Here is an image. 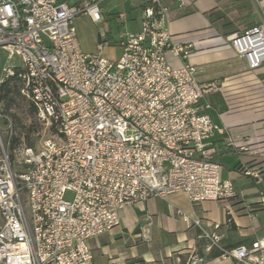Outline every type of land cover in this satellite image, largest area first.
<instances>
[{
	"label": "built area",
	"instance_id": "obj_1",
	"mask_svg": "<svg viewBox=\"0 0 264 264\" xmlns=\"http://www.w3.org/2000/svg\"><path fill=\"white\" fill-rule=\"evenodd\" d=\"M104 1L0 0V48L20 59V92L44 129L38 145L9 152L13 120L0 103V264H93L89 242L118 227L124 207L175 194L192 204L236 196L204 143L224 133L205 99L218 87L197 81L191 47L166 29L167 4L183 0H144L139 29L120 37L115 61L82 52L73 26L82 14L100 22ZM230 37L249 71L264 66V23ZM16 72L4 68L0 83ZM243 174L261 181L259 171ZM178 214L199 230L206 252L264 264V238L227 249L218 227ZM204 262L193 253L186 264Z\"/></svg>",
	"mask_w": 264,
	"mask_h": 264
},
{
	"label": "crops",
	"instance_id": "obj_2",
	"mask_svg": "<svg viewBox=\"0 0 264 264\" xmlns=\"http://www.w3.org/2000/svg\"><path fill=\"white\" fill-rule=\"evenodd\" d=\"M65 1L76 6L82 0ZM247 1L259 15L243 30L264 23V0ZM144 4L142 0L139 5L136 31ZM167 6L166 29L175 44L191 47L188 62L196 68L197 81L218 87L205 98L210 105L208 115L224 129L225 141L239 154L241 167L259 171L261 181L231 166L225 168L227 174L222 179L231 181L236 193L232 199L192 204L185 195L175 194L167 200L151 198L124 207L119 212V226L89 242L93 264H186L193 253L202 256L204 264H233L219 257L208 259L212 251H205L199 230L185 222L178 211L200 219L206 228L218 227L224 235L222 246L227 249L264 238V207H257L258 186L264 184V66L249 71L246 63L235 56L228 38L243 30L225 35L214 28V21L208 18L216 11L213 0L174 1ZM168 61L176 67L183 64L171 56ZM231 102L240 104L230 106ZM223 134L205 141L206 148L212 152L211 143Z\"/></svg>",
	"mask_w": 264,
	"mask_h": 264
},
{
	"label": "rangeland",
	"instance_id": "obj_3",
	"mask_svg": "<svg viewBox=\"0 0 264 264\" xmlns=\"http://www.w3.org/2000/svg\"><path fill=\"white\" fill-rule=\"evenodd\" d=\"M142 0H105L100 8L103 18L100 22H93L86 14L74 18L73 26L76 31V39L82 52L99 55L105 59L115 61L122 53L118 46L120 37L126 33L135 32L137 29V18L139 17V5ZM216 11L210 13L208 18L213 22L214 28L222 32L243 30L259 14L247 0H213ZM124 14L125 18H118ZM172 19L173 16H171ZM253 23H255L253 21ZM108 41L101 51L98 43ZM21 61L18 57L8 58L5 50L0 48V80L3 77L4 68H20ZM21 86L18 88L20 89ZM230 101H233L230 99ZM240 103L231 102L230 106ZM234 108H232L233 110ZM8 114L14 116L16 126V137L21 143L38 145L44 136V129L39 125L26 99L20 95L15 96V104L8 109ZM227 170L221 167V178L226 177ZM259 191L264 193V184L258 186ZM259 196V194H258ZM73 194L67 192L64 199L72 200ZM187 204V202H186Z\"/></svg>",
	"mask_w": 264,
	"mask_h": 264
},
{
	"label": "trees",
	"instance_id": "obj_4",
	"mask_svg": "<svg viewBox=\"0 0 264 264\" xmlns=\"http://www.w3.org/2000/svg\"><path fill=\"white\" fill-rule=\"evenodd\" d=\"M233 32L234 31L226 32L225 35L229 33H233ZM15 69L17 72L15 73L14 76L0 83V103L3 104V110L6 113H8L7 112L8 109H11L12 106L15 104V96L21 94L20 89L18 88L21 83V79L19 78V74L21 73V68H15ZM21 96L23 95L21 94ZM26 101L28 102L29 107L34 116L33 106L29 103L27 99ZM223 110H226V109H223ZM10 116L13 120V135L10 139L9 152H12L13 149H15L21 143L20 141L21 139L16 137V133H15L16 122H15L14 116L11 114ZM219 138L220 139L218 141H214L211 143L213 151L211 152V155L209 156V160L211 162L218 164L220 167L230 168L231 166H233L232 170H236L239 173L244 172V169L241 167V164L238 162L239 154L237 153L235 148L227 144V142L225 141L226 135L223 134ZM26 145L32 146L31 143L26 144ZM219 256H220V252L217 250H213L207 258L214 259Z\"/></svg>",
	"mask_w": 264,
	"mask_h": 264
},
{
	"label": "water",
	"instance_id": "obj_5",
	"mask_svg": "<svg viewBox=\"0 0 264 264\" xmlns=\"http://www.w3.org/2000/svg\"><path fill=\"white\" fill-rule=\"evenodd\" d=\"M231 37L228 38V40H230Z\"/></svg>",
	"mask_w": 264,
	"mask_h": 264
}]
</instances>
